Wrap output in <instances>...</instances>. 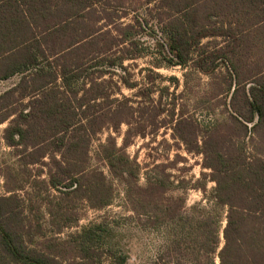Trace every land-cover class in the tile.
Masks as SVG:
<instances>
[{"label":"trees","instance_id":"1","mask_svg":"<svg viewBox=\"0 0 264 264\" xmlns=\"http://www.w3.org/2000/svg\"><path fill=\"white\" fill-rule=\"evenodd\" d=\"M104 1L0 0V80L19 77L0 93V125L9 122L4 141L18 159L7 167V193L0 195V264H66L68 257L79 259L78 264H104L108 254L109 264H126L128 256L113 249L114 233L104 224L65 239L56 236L79 223V202L94 209L112 204L113 182L103 171L90 169L89 150L106 124L119 131L124 123L123 145L110 134L98 155L125 185L126 203L145 227L177 222L186 235L178 239L179 249L183 256L193 255L196 264H216V256L219 264H264V149L248 147L255 135L264 140V21H225L239 11L206 0H144L162 23L165 66L192 63L212 75L222 61L229 79L224 91L231 94V121L223 125L217 119L201 130L203 135L184 113L175 119L173 98L155 114L171 113L174 137L203 156L202 167L209 172L202 171L194 188L206 192L208 181L216 183L211 210L198 203L187 211L185 197L168 193L188 184L176 185L167 166L157 164L142 185V167L127 152L131 138L145 136L146 126L134 133L122 117L126 110L135 116L139 108L130 105L129 97L116 96L123 93L114 78L129 89L139 88L127 74L126 61L143 55L137 36L149 22L138 17L135 24L112 29L107 21L99 25L105 17L94 21L95 7ZM218 38L224 42L210 49ZM136 96H145V90ZM31 166H38L35 175ZM152 264L172 262L158 257Z\"/></svg>","mask_w":264,"mask_h":264},{"label":"rangeland","instance_id":"2","mask_svg":"<svg viewBox=\"0 0 264 264\" xmlns=\"http://www.w3.org/2000/svg\"><path fill=\"white\" fill-rule=\"evenodd\" d=\"M144 3V0H106L95 7L99 13H94V21H98V16H104L105 18L101 20L99 25L107 21L111 23L108 27L111 29L119 24H135L137 22L134 19L138 17L139 21L143 23L149 22L145 32L137 36L138 46L143 50V55L136 60L126 61L127 74H132L133 80L139 83V88L129 89L119 81L118 77L114 78L121 85L123 93L121 95L117 92L116 96L121 99L123 96L129 97L132 99L130 105L136 109L139 108L135 116L132 117L131 114H127L126 110L122 117L130 120L134 133L139 127L146 126L143 130L145 136L135 135L131 138L127 152L132 158L137 159L142 167L140 177L142 185L145 184L147 173L154 165L164 164L172 173V179L176 185L180 186L182 181L188 184L187 189L177 187L168 195L185 197V210L187 211L198 203L211 210L213 204H210V199L216 183L208 181L206 192L194 188L195 182L201 178L202 171L209 172L202 167L203 156L189 152L186 146L174 137L173 125L176 121L170 122L171 113L166 112L158 118L155 117V114L173 98L177 102L175 119L179 118L180 113H184L188 119L196 120L200 135H203L201 130L214 125L217 119L223 125L225 122H230L231 94L224 91L229 87L226 68L221 61L220 67L210 75L198 71L192 63L187 67L165 66L166 62L163 59L162 47L159 43L162 23L158 21V16L155 15L157 11L148 10ZM208 41L210 40L206 39L204 43ZM214 41L211 42L210 49L217 44L216 42L218 44L224 42L222 38ZM253 60L251 59V61ZM18 80L19 77L16 76L7 81H0V93L13 86ZM109 87L112 90L115 88V84L110 83ZM139 89L145 90V96H136ZM220 93L224 94L220 95ZM147 94L151 95L152 101L146 96ZM210 105L213 108H210ZM8 124L9 122L0 125V195L7 193L6 182L9 180L7 167L18 162L4 141L3 131ZM223 129L225 132L229 131L226 125ZM127 130L128 125L126 123L121 126L119 131H114L106 124L103 130L94 136L89 150L90 169L103 171L113 182L115 197L112 204L103 209H94L87 202H79L78 212L81 216L79 223L56 236L65 239L69 233L80 231L84 227L104 224L114 233L113 249L128 256L126 264H152L158 257H163L165 260L171 261L172 264H196L193 255L183 256L179 249L177 241L186 235H182L183 232L176 227L177 222L164 223L154 228L145 227L143 220L134 214L126 203L125 185L110 174L106 162L98 155L100 144L105 142L110 134L117 138L119 146L123 145ZM254 137V142L248 140L249 149L256 146L263 150L264 140L259 135ZM31 169L34 170L33 175H35L38 166H31ZM45 177H47L46 174ZM225 211L221 213L222 227H225L227 223ZM45 221L47 223L48 217ZM52 234L48 230V235ZM221 239L223 242V231ZM215 258L216 264H219V257L216 256ZM108 259L109 254L104 256V264L110 263ZM78 263H80L79 259L70 257L66 261V264Z\"/></svg>","mask_w":264,"mask_h":264},{"label":"crops","instance_id":"3","mask_svg":"<svg viewBox=\"0 0 264 264\" xmlns=\"http://www.w3.org/2000/svg\"><path fill=\"white\" fill-rule=\"evenodd\" d=\"M206 1H207L206 3H209L210 6L217 3L219 5V9L224 8L225 11H232V9H236L239 11V13H234V15L229 14V17L225 21H264V0H206ZM203 8H206L204 4H203ZM213 21H221V19H219L218 17H213Z\"/></svg>","mask_w":264,"mask_h":264}]
</instances>
